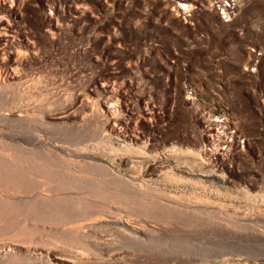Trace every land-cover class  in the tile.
<instances>
[{
	"label": "rangeland",
	"instance_id": "1",
	"mask_svg": "<svg viewBox=\"0 0 264 264\" xmlns=\"http://www.w3.org/2000/svg\"><path fill=\"white\" fill-rule=\"evenodd\" d=\"M0 264H264V0H0Z\"/></svg>",
	"mask_w": 264,
	"mask_h": 264
},
{
	"label": "bare ground",
	"instance_id": "2",
	"mask_svg": "<svg viewBox=\"0 0 264 264\" xmlns=\"http://www.w3.org/2000/svg\"><path fill=\"white\" fill-rule=\"evenodd\" d=\"M109 110H111V107L109 108Z\"/></svg>",
	"mask_w": 264,
	"mask_h": 264
}]
</instances>
